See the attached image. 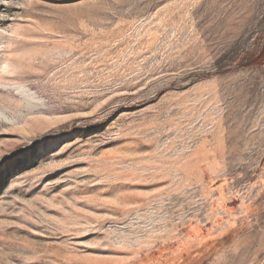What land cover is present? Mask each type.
<instances>
[{"label": "rangeland", "instance_id": "1", "mask_svg": "<svg viewBox=\"0 0 264 264\" xmlns=\"http://www.w3.org/2000/svg\"><path fill=\"white\" fill-rule=\"evenodd\" d=\"M263 49L264 0H0V264H264Z\"/></svg>", "mask_w": 264, "mask_h": 264}, {"label": "trees", "instance_id": "2", "mask_svg": "<svg viewBox=\"0 0 264 264\" xmlns=\"http://www.w3.org/2000/svg\"><path fill=\"white\" fill-rule=\"evenodd\" d=\"M264 53V49L261 54ZM264 57V55H247L246 57V62H249L250 64L257 62V60L261 59Z\"/></svg>", "mask_w": 264, "mask_h": 264}, {"label": "bare ground", "instance_id": "3", "mask_svg": "<svg viewBox=\"0 0 264 264\" xmlns=\"http://www.w3.org/2000/svg\"><path fill=\"white\" fill-rule=\"evenodd\" d=\"M20 89H22V90L26 91V89H24V88H20ZM0 115H1V116H3V117H5V118H8V117H6V114H4V113H3V112H1V111H0Z\"/></svg>", "mask_w": 264, "mask_h": 264}]
</instances>
